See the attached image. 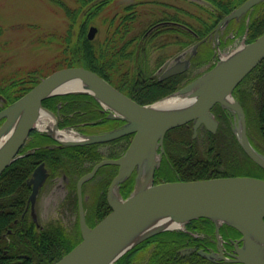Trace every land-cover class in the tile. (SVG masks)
Here are the masks:
<instances>
[{"label": "trees", "instance_id": "16d2710c", "mask_svg": "<svg viewBox=\"0 0 264 264\" xmlns=\"http://www.w3.org/2000/svg\"><path fill=\"white\" fill-rule=\"evenodd\" d=\"M54 1L64 10L69 20L67 31L63 34H51L48 42H55L61 49V56L56 59L58 69L80 65L120 88H128L127 83L135 86L139 84L138 87L141 88L137 93H132V96L146 104L176 91L184 79V75L164 80H160L159 76H152L151 71L154 72L161 61L164 62V58L160 56L156 66L149 69V56L170 44L180 46L181 49L193 44L198 38L212 32L217 22L244 0H182L194 6L198 13L164 0H134L124 3L112 16L102 14L115 0H74V7L63 0ZM148 5L150 11L144 9ZM155 8L160 12L159 15ZM253 14L248 26V35L251 37L248 41L264 32V1L254 7ZM101 15L106 24V33L100 40H89V26ZM144 15H149L150 18L144 21ZM163 21L185 24L198 37L181 25L164 23L160 27L154 26ZM3 33L4 29L0 26V55L8 52V41L2 40ZM212 51L213 48H210L209 53ZM1 66L2 63L0 94L7 100L6 104L18 99L39 82V76L48 75L37 68L5 74ZM250 78L253 79L252 86L242 89V85L245 81H250ZM234 94L245 109L253 137L259 141L257 150L264 154V60L244 78ZM255 94H258L256 99ZM59 99L69 100V105L71 100L79 102L78 106L68 105V112H73L79 106L85 110L83 103L87 99L96 102L90 95L70 94L52 96L42 104L53 107ZM2 106L4 105L0 104V110ZM216 108L220 109V106L216 105ZM89 112L88 119L100 116L95 111L93 114ZM252 113L254 120L250 118ZM75 116H80V113L76 112ZM223 120L216 133L205 132L197 139L193 138L189 123L169 130L165 137V165L157 170L155 182L236 175L264 177V169L249 160L235 138L231 137L230 131L225 129L224 123L228 121L226 115ZM31 135L33 138L23 148V155L0 176V264H53L75 247L81 240L79 225H75L71 231L59 222H51L43 227L35 223L30 214L29 197L32 188L29 179L41 163L50 166L55 174L59 169L73 167V162L79 161L80 156L88 155L93 161L92 165L102 157L96 144L61 146L55 145L46 133L33 131ZM89 168L80 169L78 176ZM114 175L115 173H110L100 184L101 195L96 205L97 222L110 212L106 187ZM133 184L134 179L131 177L121 185L124 196L131 192ZM186 228L187 231H164L151 236L124 254L117 264H227L223 261H211L198 252L204 243L202 238L193 235L195 232L205 235L208 245H214L215 225L211 219L192 220ZM227 232L240 235L235 228L223 225L221 234L225 239L231 236ZM139 250H144L148 256L139 257Z\"/></svg>", "mask_w": 264, "mask_h": 264}, {"label": "water", "instance_id": "95a60500", "mask_svg": "<svg viewBox=\"0 0 264 264\" xmlns=\"http://www.w3.org/2000/svg\"><path fill=\"white\" fill-rule=\"evenodd\" d=\"M264 0H246L216 27L238 19L254 5ZM98 31L92 25L88 38L93 39ZM201 42V41H200ZM264 60V33L254 41L239 46L209 71L186 84L171 96L184 100L169 110L156 104H140L121 92L97 73L79 66L64 67L42 78L19 99L0 111V176L15 161L30 132L36 128L42 110L56 117L42 106V102L55 95L89 94L109 109V117L126 121L125 126L103 135H91L84 139L59 140L64 145H84L109 141L127 134H134L126 152L119 158L104 159L94 169L79 179L78 194L82 240L70 252L53 264H114L122 255L146 238L167 230L178 229L187 222L206 217L216 225L218 252L200 250L205 258H222L240 264H264V179L254 176L215 177L191 181H168L154 184L156 167L166 133L171 128L193 120L194 130L204 124L215 132L218 122L211 107L221 104L235 111L240 121L239 140L246 153L255 163L264 168V155L250 143L247 134L245 111L233 96V90ZM189 61L178 62L166 69L162 79L185 72ZM77 85L76 90H58L63 85ZM0 99L3 97L0 95ZM57 126V125H56ZM196 134V133H195ZM6 136L5 140L1 141ZM162 152L164 148L162 147ZM119 166L107 193L111 212L94 227L86 223L82 185L102 165ZM136 171L134 189L127 198L120 193V184ZM33 190L35 200L39 185L45 178L39 168L35 172ZM145 180L140 184L139 180ZM117 191L118 198L113 195ZM155 221H171L177 226H164L149 232ZM237 229L242 237L235 243V253L226 256L222 249L221 224ZM243 242L241 246L238 242Z\"/></svg>", "mask_w": 264, "mask_h": 264}, {"label": "flooded vegetation", "instance_id": "af4514ba", "mask_svg": "<svg viewBox=\"0 0 264 264\" xmlns=\"http://www.w3.org/2000/svg\"><path fill=\"white\" fill-rule=\"evenodd\" d=\"M164 23H167L168 25H172V24L181 25L182 27H184V29H187L188 31H190L191 33H193L194 35H196L198 37V34H196V32L191 27H188L185 24H180V23L175 22V21H163V22L155 24L154 26H156L158 24H164ZM238 23L240 24V27H238L236 25ZM242 23H243V21L241 18L239 20H232L225 28H223L222 30H219L218 31V37L222 40L221 44L223 41L225 42L227 39L234 37L235 33L237 35L238 31L240 29H242V27H241ZM215 29H216V27H215ZM215 29L212 32L210 31L206 36H204V37H206V39L208 38L206 41L197 44L198 41H200L202 38H204V37H202V38H198L193 43V46L197 45L196 49H193V48H190L189 46H187L182 51H179L176 55H174L173 58L170 56L172 59L168 63H166V67L164 65H162L161 68H158V71L156 69V71L154 72V74L152 76H156V77L159 76L160 80H164L165 78L162 79V75H163L165 69L168 66L172 65V63L175 64V59H180L181 61H189L188 67L191 69L194 67V64L201 63V62L203 63L210 56L209 52H210V48H212L211 44L213 42L216 43L215 38H217V32ZM212 39H213V41H212ZM205 42H207V43L205 44ZM162 58H164V57H162ZM207 64L209 65V63L207 62L205 67L207 66ZM201 67H204V65H202ZM207 67H209V66H207ZM196 68L199 69V66L195 67V69ZM175 76H178V75H173V76H170L168 78L175 77ZM168 78H166V79H168ZM153 80H155V79L153 78ZM187 82H189V81H187ZM111 84L120 90H122L121 88H126L125 91L124 90H122V91L132 97V94H130V92H129L130 86L132 84L127 83V86L129 89L125 86H122L120 88V87H117L116 85H114L113 83H111ZM140 88H141V86L140 87L136 86L134 88L135 93H137V90ZM68 102H69V100L66 101L63 99H59V101L57 103H55L53 107L52 106L51 107L50 106L49 107L44 106V108H46L47 110H49L55 114V116L57 117L56 122L59 126H61L62 124L65 123L66 124L65 127L67 126L69 128L75 129L78 131V132L77 131L76 132L79 134H84V135L103 134V133H107V132L117 130L120 128L121 124H125V121H123V120L111 119L108 116V114H109L108 110L104 109L98 101L93 102L92 100L87 99L83 103V104H85V107H84L85 110H83V108L79 106L78 109L74 110L73 112H68V110H67V106L69 105ZM70 102H71V105L79 104V102H75L74 100H71ZM95 103H96V105H95ZM0 104L4 105L2 107H5L7 105L6 102H4V101H1ZM71 105H69V107H73ZM216 105L220 106V108H223V107L221 104H215L211 107V112L213 113V115L215 116V118L218 122L217 130L219 129L221 123H223V121H224L223 118H225V115H226L227 119L232 121V122L235 121V118L239 120L236 112H234L230 109H227V108L226 109L223 108L226 110L224 112L221 109L216 108ZM94 111L97 112L98 114H100V116L97 117L96 119H88L87 113L89 112L90 114H93ZM76 112L80 113V116H75ZM71 120L73 121L72 123H71ZM194 123H195L194 121H191V122H189L190 125L188 124V127L191 128L192 133L194 134V135H192L194 139H197L200 135H203L205 132H210V133H216L217 132V130L215 132L210 131L204 124H201L195 132ZM86 125H89L90 128L86 129ZM32 138H33V136L31 135V138L29 139L28 143L30 142V140ZM132 138H133V134H129V135H125L123 137H120V138H117V139H114L111 141L96 143V145L98 146V151L102 154L101 159H99L97 162L95 161V163L92 165L93 161L89 159L88 155H85L84 157L80 156V158H82L84 161L83 167L84 168L85 167H91V166L94 167L102 159L118 158L129 147ZM54 142H55V145H58V143L56 141H54ZM161 148L162 147L159 145L158 146V152H159V154H161V158H160V164L158 165V167L156 169L155 175L157 173V170H160L162 168V166L165 165L163 162V161H165L164 159L166 157L165 142L163 143V148H164L163 152H162ZM87 159H89V160H87ZM45 167H46V171H47V178L42 185L43 187L41 188V191H39V193H38L37 203H36L35 208L33 209V212L35 213L37 218L43 219L44 223L40 224V223L36 222V220H35L36 218L34 217V215L32 213V209H31L30 214H31L32 218L34 219L36 224H38L42 227L47 225V222H49L50 220L54 221V223H58V222L61 223L63 221V225L71 231L73 230L72 228L75 225L76 226L79 225V229H78V232H79V230L81 228H80V207H79L78 183H79V179L83 175L78 176L79 170L77 169V167H73L74 169L73 168L69 169L65 166L66 170L59 169L57 171V173L55 172V174H53L54 172H52L53 170H52V168H50V166L45 165ZM118 168L119 167L117 165H105L104 173H102L100 178L104 180V178H106L108 175H110V173H115V175H116ZM73 172H74V174H72ZM99 180H100L99 178H97L96 180H93V181L88 180L82 186V202H83L85 219H86L87 224L91 227L95 226L97 224V222H95V220L96 221L98 220V217L96 216V205L97 204L94 205V197L93 196H96L98 193V188L100 187V181ZM87 188L90 190L89 191L90 194L88 196V199L92 201L88 205L89 210H88L87 205H86L87 202H86V196H85ZM123 188H125V187H123ZM61 192H63L64 194H62ZM70 200L73 201L71 204V208H72V211L74 213V217H73L74 220H72V221H70V218H67L65 216V214L68 213L67 207H68ZM228 234H230L231 236H229V237L227 236V239H225L223 237L224 238L223 249H224L225 253H227V254L228 253H235V242L241 238V235L236 236L233 233H228ZM193 235L203 239L204 246H202V248L199 249L198 252L202 249L205 251H217L218 250V239L216 238V235H215V238L213 239L214 245H208L207 241H205L206 236L203 234L195 232V233H193ZM238 244L242 245L241 242ZM218 261L224 262V260H222L221 258H217L216 260H214V262H218ZM230 264H239V263H230Z\"/></svg>", "mask_w": 264, "mask_h": 264}, {"label": "rangeland", "instance_id": "374dc122", "mask_svg": "<svg viewBox=\"0 0 264 264\" xmlns=\"http://www.w3.org/2000/svg\"><path fill=\"white\" fill-rule=\"evenodd\" d=\"M63 1L71 7L76 6L74 0ZM131 1L134 0H115L112 5L103 12L102 15L112 16L116 11L120 10V7H122L124 3ZM54 2V0H0V26H2L4 29L2 40L8 41V52L4 53L3 55H0V63H2L1 68L3 73L8 74L21 71L23 72L25 70L37 68L40 69L45 75L52 73L53 70H58L56 59L61 56V49L59 48V45L55 42L51 44L48 42L49 38H51V34H63L67 31V29L69 28V20L64 10ZM164 2L172 5H180L182 7L188 8L191 11L197 12L195 7L188 4L187 1L164 0ZM144 9L150 11L149 5L148 7L146 6ZM169 11L172 10L170 9ZM155 12L158 15L160 14V12L156 8ZM102 15L96 17L92 23L93 25L99 28L96 38L94 40L102 39L106 33V24L103 22ZM253 15V10L246 14L244 21L245 25L243 26L245 28L242 31L239 30L237 35L235 33L234 37L227 39L225 42L223 41L222 44V40L218 42V39L215 38L216 43L213 42L211 44L213 51L211 54L209 53L210 56L203 63L201 62L194 64V67L192 69L189 68V70L183 74L184 79L182 80L183 82L180 87L185 85L187 81L190 82L199 77L204 72L208 71L213 65L217 64L222 57L234 51L244 43L249 42L247 39V37H249L248 26L250 25V21L252 20ZM148 17L149 15H144V17H142V20L145 21L148 19ZM189 47L193 48V44L189 45ZM182 50L183 49H181L180 46L176 47L175 45L171 44L170 46L157 50L149 56V69L153 66H156V63L160 56L164 57V62L161 61V63L156 67L157 71L158 68L162 67V65L166 67V63H168L174 57V55H176L179 51ZM207 62L209 63V65L207 64V66L209 67L206 66V68L205 65ZM202 65H204V67H201ZM77 66L83 67L80 65ZM198 66L199 69H195V67ZM152 72L153 71H151V75L154 74V72ZM43 77L39 76L40 80ZM252 82V78H250V81H245V84L242 85V89L250 88V86H252ZM2 97L4 101L7 102L3 95ZM254 97V99H256L258 97V94H255ZM234 123H239V120L235 118ZM71 131L76 132L77 130L71 129ZM173 133L176 132L174 131ZM248 134L249 136L253 137V132L249 125ZM108 187H106V189ZM100 189L101 188L99 187L97 195L93 196L94 205L98 203V199L101 195ZM89 191L90 190L87 188L85 194L87 202L86 205L88 210V205L92 202L88 199V196L90 194ZM61 193L64 194L63 192ZM72 202L73 201L71 200L69 201L67 207L68 213L65 214L67 218H70V221L74 220V213L71 208ZM95 222L97 221L95 220ZM61 223L63 224V221ZM147 256L148 254H146V257Z\"/></svg>", "mask_w": 264, "mask_h": 264}, {"label": "bare ground", "instance_id": "6f19581e", "mask_svg": "<svg viewBox=\"0 0 264 264\" xmlns=\"http://www.w3.org/2000/svg\"><path fill=\"white\" fill-rule=\"evenodd\" d=\"M246 0H244L243 2H245ZM260 3H262V2H260ZM260 3H258V4H256V5H254L251 9H250V11H252L253 9H254V7H256V6H258ZM249 11V12H250ZM245 16H246V14L245 15H243L242 17H241V19H242V21H243V25L241 26V27H243L245 24H244V21H245ZM224 17H222L218 22H217V25L219 24V22L223 19ZM216 25V26H217ZM238 27H240V24L238 23V24H236ZM161 26V24H158L157 25V27H160ZM264 33V32H263ZM262 33V34H263ZM261 35V34H260ZM259 35V36H260ZM258 37V36H257ZM257 37H255L254 39H252V41H254ZM247 39L249 40V39H251V37H247ZM252 41H249V42H247V43H250V42H252ZM245 44V43H244ZM139 86V84L137 85V87ZM136 86L134 85V84H132L131 86H130V89H129V92H130V94H132V93H135V88ZM69 89H72V90H76V89H78V87H77V85H68V84H65V85H63L62 87H60V88H58V90H69ZM50 98V97H49ZM132 98L135 100V101H137L133 96H132ZM48 99V98H47ZM182 100H184L183 99V97H178V96H171V97H168V98H165L164 100H162L161 102H159V103H157L156 105L158 106H160L161 108H167V109H169V110H171V109H173V108H175V105H177V104H180L181 103V101ZM138 103H140L139 101H137ZM140 104H142V103H140ZM223 108H227V107H224V106H222ZM223 108H220L222 111H226L225 109H223ZM227 109H229V108H227ZM111 118V117H110ZM250 118L252 119V120H254V118H255V116H254V114L252 113L251 115H250ZM111 119H119V118H111ZM120 120H122V119H120ZM123 121H125V120H123ZM55 120H54V117H53V115L52 114H50L49 112H47V111H45V110H42L41 111V114H40V116H39V119L37 120V122L35 123V125L37 126V127H39V128H45V127H48V128H50V130L52 131V133L57 137V138H59V139H61V140H65V139H71V138H74V136H73V134H71V132H68V131H65V130H60L58 127H56V125H55ZM125 124H126V121H125ZM125 124H121V126H120V128H122L123 126H125ZM247 125V134H248V123L246 124ZM224 126H225V129H228L229 131H230V134H231V137L233 136L234 138H235V140H236V142L238 143V145L243 149V147H242V145H241V143H240V140H239V131H240V121H239V123H234V122H232V121H230V120H228L226 123H224ZM90 127H89V125H86V129H89ZM92 128V127H91ZM119 128V127H118ZM119 128V129H120ZM248 136V139H249V141H250V143H251V145L257 150V145L259 144V141H258V139H256V138H254V137H251V136H249V134L247 135ZM4 137V136H3ZM5 138H6V136L4 137V138H2V140L1 141H3V140H5ZM243 151L246 153V151L243 149ZM258 151V150H257ZM247 154V153H246ZM247 156L250 158L249 160H252L253 161V159L247 154ZM79 161H81L80 163H78V164H75V163H77V162H79ZM79 161H77V162H73L74 164H72V166L73 167H77V169L78 170H80V169H82V168H84L83 167V164H84V161H83V159L82 158H80V160ZM82 164V165H81ZM257 164V163H256ZM258 165V164H257ZM73 167H69V169L70 168H73ZM261 167V166H260ZM89 167H85V169H88ZM74 169V168H73ZM94 169V167H91V168H89V170L87 171V172H85V173H88V172H90V171H92ZM264 169V168H263ZM104 170H105V165H102V166H100L98 169H97V171L95 172V174L90 178V179H88V180H91V181H93V180H96L97 178H99L100 180V184H101V182H102V180L103 179H101L100 177H101V175H102V173H104ZM84 173V174H85ZM136 176H137V172L136 171H134L133 173H132V175L129 177V178H133V179H135L136 178ZM223 177H230V176H223ZM254 177H259V176H254ZM259 178H262V179H264V177H259ZM201 179H207V178H201ZM195 180H200V178H198V179H195ZM187 181H191V180H187ZM29 183H30V181H29ZM139 183L142 185V184H145V180H139ZM30 185H31V188H32V184L30 183ZM31 193H32V190H31ZM31 193H30V195H31ZM113 195L115 196V197H119L118 196V193H117V191L115 190L114 192H113ZM110 212H111V210H110ZM109 212V213H110ZM108 213V214H109ZM36 219V222H38V223H40V224H43L44 223V220L43 219H38L37 217H35ZM51 222H53L54 223V221H49V222H47V224H49V223H51ZM177 225H179V223H175V222H171V221H155L154 223H152L151 224V229L149 230V232L150 231H152V230H154V229H156V228H160V227H164V226H177ZM79 233H80V235H81V238H82V231H81V229L79 230ZM222 249H223V247H222ZM138 255H139V257L140 256H146V252L144 251V250H139L138 251ZM147 259V258H146ZM115 264V263H114Z\"/></svg>", "mask_w": 264, "mask_h": 264}]
</instances>
